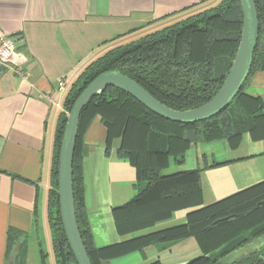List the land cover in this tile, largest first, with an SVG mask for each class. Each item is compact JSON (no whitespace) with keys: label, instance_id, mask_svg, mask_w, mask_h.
<instances>
[{"label":"trees","instance_id":"obj_1","mask_svg":"<svg viewBox=\"0 0 264 264\" xmlns=\"http://www.w3.org/2000/svg\"><path fill=\"white\" fill-rule=\"evenodd\" d=\"M254 2L259 36L252 67L241 91L217 115L190 124L173 122L111 86L83 108L72 162V189L79 233L91 264L142 251L147 245L166 244L187 237L195 238L202 251L200 257L187 264H213L264 234V181L202 206L199 168L162 174L170 157L176 165L184 162L185 151L192 143L224 139L234 149L244 134L253 140L264 139V101L244 93L254 74L264 70V0ZM241 27L239 1L220 0L184 19L145 32L129 43L113 46L82 69L65 95L53 145L46 215L55 264H77L61 222L57 168L67 114L79 93L101 72L118 70L172 109L198 107L220 89L235 56ZM96 116L106 130V152L112 141L119 139L118 157L126 159L136 172V194L112 209L117 231L141 230L169 218L178 209L194 208L184 223L120 244L94 246L85 211L81 147L83 134ZM27 249V233L9 229L5 241L6 261L25 264ZM40 255L43 261L41 249ZM231 264H264V247Z\"/></svg>","mask_w":264,"mask_h":264},{"label":"crops","instance_id":"obj_2","mask_svg":"<svg viewBox=\"0 0 264 264\" xmlns=\"http://www.w3.org/2000/svg\"><path fill=\"white\" fill-rule=\"evenodd\" d=\"M219 1L0 0V30L21 42L22 56L17 66L0 62V264H11L5 259L9 229L27 233V255L33 237L40 252L39 223L48 227L46 203L58 116L70 85L97 49L116 36L160 29ZM62 78L66 84L61 90ZM246 87L249 92L244 93L264 101V70L256 72ZM220 142L224 153L217 156L214 148L202 147ZM105 143L106 130L96 116L81 147L85 211L94 246L120 244L184 223L194 208L178 209L141 230L117 231L112 209L136 194V172L118 157L119 139L107 152ZM172 165L170 173L201 170L202 206L210 205L264 181V139L244 134L234 149L224 139L192 143L182 164L170 157L165 169ZM201 255L196 239L187 237L147 245L101 264H187Z\"/></svg>","mask_w":264,"mask_h":264},{"label":"water","instance_id":"obj_3","mask_svg":"<svg viewBox=\"0 0 264 264\" xmlns=\"http://www.w3.org/2000/svg\"><path fill=\"white\" fill-rule=\"evenodd\" d=\"M242 27L235 56L217 93L204 104L175 110L158 101L141 85L118 70H107L94 77L79 93L67 114L58 151L57 194L64 233L77 264H91L84 248L74 210L72 162L78 133L79 117L88 102L107 87L117 88L132 96L151 112L167 120L190 124L207 120L225 109L241 91L250 73L259 36V23L254 0H238ZM264 247V234L213 264H231Z\"/></svg>","mask_w":264,"mask_h":264},{"label":"rangeland","instance_id":"obj_4","mask_svg":"<svg viewBox=\"0 0 264 264\" xmlns=\"http://www.w3.org/2000/svg\"><path fill=\"white\" fill-rule=\"evenodd\" d=\"M216 2H214L213 4H215ZM187 17V16H185ZM183 18H179L177 20H173V22L170 23H174L176 21H179ZM145 32H134L133 34H126V35H122L119 36V38H116L118 36H116L114 38V40H109L107 43H105L103 46H101L100 48L97 49L96 55L93 56V58H96L97 56L103 54L105 51H107L109 48L119 45V44H125V43H129L132 40L137 39L138 37L142 36ZM102 45V44H101ZM92 59V58H91ZM90 59V60H91ZM90 60L88 62H90ZM93 60V59H92ZM87 62V63H88ZM246 92H249V89L247 87H245L244 89ZM202 147L205 150H210L211 148H214V153L217 156V154H223L224 153V148L225 145L224 143L220 142V143H214L212 144H204L202 145ZM175 167L174 165L170 166L167 169L162 170V174H168L170 172H172L173 170L171 168ZM39 232H40V248L42 250L43 253V261H42V256L40 255L39 252V245L37 243V238L33 237L30 241H29V251H28V255L26 258V263L25 264H55V259H54V254L52 251V246H51V234H50V230L47 227V225L45 226L44 223L40 222L39 223ZM46 227V229H45Z\"/></svg>","mask_w":264,"mask_h":264},{"label":"built area","instance_id":"obj_5","mask_svg":"<svg viewBox=\"0 0 264 264\" xmlns=\"http://www.w3.org/2000/svg\"><path fill=\"white\" fill-rule=\"evenodd\" d=\"M20 43L13 37L6 35L0 30V62L18 65L22 61V56L19 53ZM66 81L62 78L59 87L62 90L65 87Z\"/></svg>","mask_w":264,"mask_h":264}]
</instances>
